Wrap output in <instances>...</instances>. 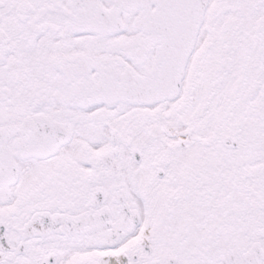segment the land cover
<instances>
[{
	"label": "snow or ice",
	"instance_id": "6c2138e0",
	"mask_svg": "<svg viewBox=\"0 0 264 264\" xmlns=\"http://www.w3.org/2000/svg\"><path fill=\"white\" fill-rule=\"evenodd\" d=\"M0 264H264V0H0Z\"/></svg>",
	"mask_w": 264,
	"mask_h": 264
}]
</instances>
